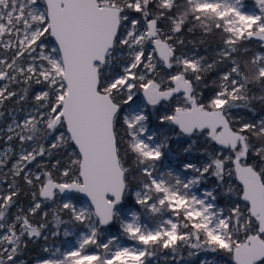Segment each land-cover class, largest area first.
<instances>
[{"label": "snow or ice", "instance_id": "6c2138e0", "mask_svg": "<svg viewBox=\"0 0 264 264\" xmlns=\"http://www.w3.org/2000/svg\"><path fill=\"white\" fill-rule=\"evenodd\" d=\"M186 27L220 33L210 62L178 53ZM252 41L264 49V0H254V9L244 0H0V107L27 102L32 85L43 86L22 121L0 129L9 144L0 151V185L7 186L0 190V264H18L26 240H48L47 220L29 216L57 196L65 199L51 235L71 225L63 235H76L77 246H46L51 258L40 264H150L165 250L166 262L181 264L185 247L198 250L189 256L222 252L231 264H264V116L256 112L264 108V52L249 56ZM210 73L216 78L206 95L201 85L209 88ZM140 94L153 111L137 103ZM154 114L159 127L191 139L185 153L204 137L206 162L182 165L190 178L161 172L170 136L150 132ZM65 155L62 169L61 159L51 165L59 180L40 163L46 170L26 171L38 158ZM17 178L32 189L33 203L10 219L21 194ZM209 178L213 189L196 195ZM72 193L88 203L78 207ZM137 206L143 213L132 211ZM116 225L135 246L116 235L101 239Z\"/></svg>", "mask_w": 264, "mask_h": 264}, {"label": "rangeland", "instance_id": "374dc122", "mask_svg": "<svg viewBox=\"0 0 264 264\" xmlns=\"http://www.w3.org/2000/svg\"><path fill=\"white\" fill-rule=\"evenodd\" d=\"M244 3L246 5V7H248L249 9H254V0H244ZM250 48V50L253 51V53L255 52H264V49L259 48L258 43L255 41L250 42V45L248 46ZM3 82H0V85H2ZM13 86V85H12ZM11 86V87H12ZM34 86V92L33 95L35 93H37L38 91L41 90V88L43 87L42 85H35ZM34 103H27V102H21L20 104H17L15 108H11L7 111V118L6 117H2L0 118V129H5L9 123L12 122V119L15 118L18 121H22L28 114L29 111L33 110V106ZM137 103L140 104L142 107L146 106V102L143 99L142 94L138 95L137 97ZM149 106H146L147 110H148ZM163 111V113L165 111L168 110V106L164 104L163 108L161 109ZM126 111V108H125ZM9 113H11V115H9ZM7 120V122L4 124V120ZM172 127V126H164L161 128H157L156 126L152 125L151 122L149 124V130L150 132H154L157 133V135H159L160 133H164L166 135L170 136L169 139V146H170V151L166 150V158L162 161L161 163V167L160 170L161 172L164 171H168L171 170L173 171L175 174H179L182 176V178L184 179H188L191 177V173H187L185 174L183 172V163L191 161L194 164H197L198 166L205 163L207 160L206 156H201L200 158L197 156L198 152L194 149L191 152L185 153L183 151V149L185 147L188 146L189 143H184V140L181 138V136H177V132H168V129ZM178 130V129H177ZM5 134L4 142L5 145L3 147L0 148V151L5 150V148H7L9 146L8 143H6V131H0V138H2V136ZM51 138H49L50 140ZM11 146L14 148L15 151H19V144L17 141H12L10 142ZM204 150V149H203ZM203 150L199 151V152H203ZM49 158L46 157H42V158H38L37 163H40L42 165L47 164L48 163ZM36 162H33L32 165L28 166V169H26V171H31L32 173H41V171L39 170V167H36ZM43 178V177H42ZM210 179V178H209ZM209 179L206 183L202 184L199 188L194 189V193L198 196L202 195V192L205 190H212L214 186H211L209 183ZM0 190H7V186L6 185H0ZM73 197V201L72 202H76V198L79 199V203L77 204L78 207L84 206L88 203L87 199L83 198L82 196L78 197L77 194H72L70 195ZM39 199V197H38ZM65 198L61 197V196H57L56 201L52 202V201H48V202H44V204L42 206H46V207H53L54 206H59V204L61 202H63ZM33 201H31V203H28L26 205H19L17 207V211L14 213V215L12 217H9L10 219H13L15 217V215L19 212L20 209L24 210V213H27V210L32 206ZM217 204L219 206H223L222 204L219 203V201L217 200ZM132 211H138L139 213H143V209H140L139 206H137L136 208L132 209ZM172 219H175L174 217H171ZM142 219L144 220V222L146 223H151L149 217L147 214H143L142 215ZM71 225H65L62 229V232L60 234V236H52L51 233L55 232L56 230L53 227L48 228L46 231H44V235L48 236V240L45 241L44 239H39V240H35L32 241V243L36 244L38 246V254L36 256V260H35V264H40V262L44 259H48L51 258L50 253L49 252H45L44 248L50 247V248H59L61 251H66L69 250L72 247L77 246V239L78 237L76 235H72L69 237H64L63 232L65 229L67 228H71ZM73 233L80 231L81 233H83V229L81 228H72ZM3 233H0V235H2ZM116 235L119 237V243L122 244L123 246H135L133 244V242L129 241L126 237H124L122 234L119 233L117 228H111L110 231H106L104 233V236L101 238L102 240H105L107 238H110L111 236ZM71 243H68V242ZM96 251L94 248L89 247L88 248V252H94ZM164 256H170V253L165 250L163 253H160L158 256V259L152 260L150 261V264H174L173 261L169 260V261H165L163 259ZM211 261V264H229L228 261L222 260L220 258H216V257H207L204 256L201 260V263L203 261ZM181 264H190L189 261L185 260L184 262L181 261Z\"/></svg>", "mask_w": 264, "mask_h": 264}, {"label": "trees", "instance_id": "16d2710c", "mask_svg": "<svg viewBox=\"0 0 264 264\" xmlns=\"http://www.w3.org/2000/svg\"><path fill=\"white\" fill-rule=\"evenodd\" d=\"M183 38L185 40V44L183 46H179V45L177 46L178 53L182 51L189 56H196V57L204 56L208 59L209 62L215 57L217 50L222 46L221 35L217 30H214L212 33L204 35L202 33V31L199 29H197L195 32L190 33L187 31V27H186L184 30V33H183ZM201 41H203V43H201ZM249 45H250V43H249ZM252 54H253V51L251 50L248 53V55L251 56ZM161 75H163V73H161ZM215 78H216V74L210 73L206 76V82L208 83L209 88H203V85H201V88L205 92L206 95L210 91L211 81ZM12 88L14 90H16L17 92H20L22 85H13ZM33 89H34V86L32 85L27 103H33L34 102V100L32 98L33 92H34ZM15 101H16V98H13L12 100L5 102L4 106L0 107V111H3L5 113L4 117L7 118V111L9 109L16 107L17 103ZM165 105H167V104H165ZM125 108H126V106H125ZM148 111H153L151 109V106L148 107ZM256 112H257L258 117L264 116V108H262L260 105H256ZM159 114H163V111L161 110V112ZM239 115L243 116L246 120L252 119V115L250 113H245L243 110H241L239 112ZM155 117H156V114L153 115L152 120H151V124L156 126L157 128H161L158 126V121L156 120ZM3 122L5 124L7 122V120L5 119ZM176 132H178V130H176ZM4 137H5V134L2 136V138H0V148L5 145V142L3 139ZM181 138L184 140V143H191L192 142L191 139L188 137L181 136ZM205 147H207V145L205 144L204 137L201 136V137L197 138L196 143L194 145V149L198 152L197 156L199 158L202 156L201 152H199V151L203 150ZM46 158H49L48 163L44 164L47 166V170H51L53 172L54 179H57V180L61 179L60 173L58 171H56L55 169H52L51 165L53 163H55V161L57 159H61L62 162H61L60 168L62 169L64 167V160L66 159V155L64 157L53 156V157H46ZM129 163H131V161H129ZM39 170L42 172L46 169L39 168ZM17 183L21 188V194L19 197L16 198V204H14L11 209H9V217H12L14 215V213L17 211V207L19 205L23 206V205H26L28 203H31V201H32V195H31L32 189H30L29 186H27L19 178H17ZM209 183L211 186H215V179L210 178ZM37 194H38V189H37ZM77 196L80 197L79 194H77ZM129 199L134 200V196L130 194ZM218 201L223 206H225V204L227 203L226 198L223 196H219ZM57 210H58V206L53 205V207H51V208L46 207V206H42V209L35 216H29V218L35 224H40V223L45 222V220H47L48 227L44 231H46L50 227H53L57 231L55 224H54V221H53V215ZM44 212L48 213L47 217L43 216ZM25 214H27V213H25ZM61 217L64 220L68 219V216L64 213H61ZM64 226L65 225L60 226V229H59L60 234H61ZM112 228L118 229V225L113 226ZM59 236L60 235H58V237ZM26 243H27V247L24 248L22 250V253L17 257L18 264H19V261H24V264H35L36 256L38 254V246L36 244L32 243V241L26 240ZM190 251L191 252H197L198 250L188 249L186 247L183 248L181 250V254L184 256L185 259L182 262L187 260V261H189L190 264H200L202 258L204 256H207V257L220 258L222 260L228 261V263L231 264L230 257L227 256L226 254L222 253V252L221 253H206L203 251H199L196 256H189Z\"/></svg>", "mask_w": 264, "mask_h": 264}, {"label": "water", "instance_id": "95a60500", "mask_svg": "<svg viewBox=\"0 0 264 264\" xmlns=\"http://www.w3.org/2000/svg\"><path fill=\"white\" fill-rule=\"evenodd\" d=\"M72 194H75V193H72ZM72 194H68V195L70 196V195H72ZM79 195L82 196L81 194H79ZM82 197H83V196H82ZM83 198L87 199L86 197H83Z\"/></svg>", "mask_w": 264, "mask_h": 264}]
</instances>
